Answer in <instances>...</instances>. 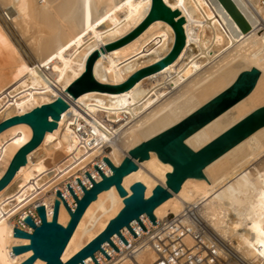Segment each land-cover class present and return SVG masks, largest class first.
Masks as SVG:
<instances>
[{"label": "bare ground", "instance_id": "6f19581e", "mask_svg": "<svg viewBox=\"0 0 264 264\" xmlns=\"http://www.w3.org/2000/svg\"><path fill=\"white\" fill-rule=\"evenodd\" d=\"M161 1L171 12L177 10L173 19L180 20L184 34L183 46L176 57L129 89L118 92L92 89L72 97L64 87L83 71L93 49H100L93 65L95 78L117 83L135 69L167 55L176 40L173 25L165 18H156L127 42L105 48L107 43L129 33L149 13L158 14L160 8L155 9L152 0H0V11L33 54L29 60L21 54L18 41L0 16V120L58 95L69 102L57 126L45 132L42 141L27 153L26 162L0 189V264H20L32 252H13L12 245L29 242L26 237L13 235V217L37 197L34 191L28 192L27 184H32L34 168H41L36 172L46 169L41 152L44 146L54 147L56 157L66 152L78 155L81 161L78 166H84L99 154L118 164L130 147L181 119L231 83L240 70L251 66L260 70L253 89L188 135L185 142L194 149L202 146L264 101V0H233L250 24L245 31L220 0ZM30 71L36 74L37 81ZM90 93L95 100L88 98ZM83 110L95 118L94 124L103 139L91 148L80 144L75 128ZM111 123L115 124L109 128ZM31 133L26 122L0 131V176ZM105 139L113 148L111 153L104 151ZM34 150L37 154L31 156ZM101 164L109 173L103 159ZM137 164L136 170L123 176L122 183L130 191V184L141 180L146 196L157 183H165V173L172 169L153 150L147 159L137 160ZM76 168L73 181L75 177H83L88 169L78 173ZM203 172L207 180L185 178L178 192L154 208V214L162 217L180 212L186 202L199 203V211L222 246L223 256L232 252L244 264H264V125L206 164ZM95 177L101 179L99 173ZM63 192L73 207L72 195L65 188ZM54 198L53 192L42 200L48 217ZM97 198V203L92 200L86 207L71 234L61 253L63 261L103 229L123 205L114 185L101 190ZM142 218L149 223L145 214ZM68 219L69 212L61 202L58 221L66 224ZM135 227L143 230L139 224ZM127 237L132 239V235ZM185 239L191 245L192 241ZM113 240L118 250L108 242L103 244L109 257L99 250L95 252L99 264L105 261L154 264L157 259L149 246L115 258V254H123V242L118 235ZM44 263L36 258L32 264ZM85 263L96 264L90 256Z\"/></svg>", "mask_w": 264, "mask_h": 264}, {"label": "water", "instance_id": "95a60500", "mask_svg": "<svg viewBox=\"0 0 264 264\" xmlns=\"http://www.w3.org/2000/svg\"><path fill=\"white\" fill-rule=\"evenodd\" d=\"M220 2L243 31L249 29V22L233 0H220ZM152 4L155 9L158 10L160 8L158 14L151 15L149 13L129 33L107 43L105 48L121 45L133 38L152 20L165 18L176 30V40L167 55L162 59L135 69L120 82L108 83L97 80L93 75V65L100 54V49L95 48L87 56L83 71L64 87L66 93L72 97H77L79 94L92 89L111 92L123 91L129 89L143 76L160 70L164 63H168L176 57L184 43L180 20L176 21L173 19L177 10L171 12L168 7L163 6L161 0H152ZM259 74L260 70L256 66L240 70L231 83L181 119L130 147L118 164L113 163L107 155H104L102 159L109 166L110 173H105L95 163L93 166L100 174L101 179L95 180L91 173L86 170L85 175L90 180V185L87 187L79 177H76L77 184L82 190L80 195L76 194L71 183H66V188L75 202L73 207L69 205L61 189L57 188L50 219L47 218L45 205L38 204L36 211L39 215L40 223L37 224L29 214L23 217V220L32 227L31 232L18 226L13 227V235L29 239L27 243L12 245L13 252L32 251L20 264H32L36 258L43 259L45 261L44 264H86L85 258L88 256L93 258L96 264H99L95 256L96 251L99 250L106 257H109V253L105 250L102 243L108 242L115 250H118V246L113 241L112 236L116 234L122 242L127 243V239L121 232L124 227L131 234L136 235L135 230L131 226V221H137L140 227L145 230V224L140 217L144 213L155 224L154 208L169 198L173 192H178L185 178H205L203 168L206 164L264 125L263 103L226 127L198 149H193L185 142V138L188 135L247 95L253 89ZM68 106L69 102L66 98L63 95H58L51 101L35 105L28 111L10 115L0 120V131L18 122H26L32 130L30 138L15 151L5 171L0 176V189L11 180L17 169L26 162L27 153L42 141L45 132L57 126V120ZM151 150L156 152L159 159L169 162L172 166V169L165 173V183H157L152 188L151 193L145 196L144 183L141 180H135L130 184L129 193L122 184L123 176L132 170H136L138 166L137 160L147 159ZM112 185L116 187L123 200L122 207L108 220L103 229L68 259L63 261L61 253L86 207L92 200L97 203L99 201L97 194ZM60 202L64 204L69 212V219L66 224L58 221Z\"/></svg>", "mask_w": 264, "mask_h": 264}, {"label": "built area", "instance_id": "2783aa9c", "mask_svg": "<svg viewBox=\"0 0 264 264\" xmlns=\"http://www.w3.org/2000/svg\"><path fill=\"white\" fill-rule=\"evenodd\" d=\"M94 120L95 118L90 113L83 110V115H81L75 123L80 144L87 148L94 147L100 144L101 140H103L101 135L98 133ZM113 124L115 123L108 124V127L110 128ZM111 137L112 134H110L109 138ZM107 145L108 139H105L104 148H107ZM101 161L102 154L97 155L96 159L88 162L87 165L88 169L86 170L91 173L95 180L100 179L95 177V174H98V171L93 166L95 163H97L101 169L107 173L103 168ZM85 171L83 177L79 178L82 183L88 187L90 185V180L85 175ZM67 182L71 183L77 195L82 193L79 185L75 187L74 183L77 184L76 177L75 181L72 179H65L62 182V185L53 187V189H50L49 192L53 191L55 194L57 188H60L62 192L64 191V188L67 190ZM38 204L45 205L47 215V206L43 201H37L35 204L27 205L24 208L25 215L29 214L37 224L40 223V218L36 211V206ZM199 206V203L195 204L186 202L185 206L178 213L169 212L162 217H157L155 215V224H153L150 220L149 223H145L142 218L144 213L141 214L140 217L145 224V230L137 229L135 226L138 225V222L134 223L133 221L135 220L130 222L136 232L135 236L131 234L126 227L121 229L122 234L127 239V243L123 242V253L130 255L143 246H149L157 255V259L154 264H223L222 261L227 260H233L235 264H244L228 252L225 256L222 255L221 251L223 248L213 233L209 223L199 211ZM16 214L15 226L31 232L32 227L23 220L20 213ZM47 218L50 219L51 216H47ZM127 235H132V239H128ZM185 237H188L192 241L191 245L187 243ZM103 244L104 243H102V245Z\"/></svg>", "mask_w": 264, "mask_h": 264}, {"label": "rangeland", "instance_id": "374dc122", "mask_svg": "<svg viewBox=\"0 0 264 264\" xmlns=\"http://www.w3.org/2000/svg\"><path fill=\"white\" fill-rule=\"evenodd\" d=\"M0 16L2 19H4V26L6 27V29L11 33L12 36H14L15 40H17V44L18 47L20 48L21 54L27 59H32L33 58V54L29 49V46L25 43V41L19 36V34L16 32L15 29H13L10 20L6 18L5 14L2 13L0 11ZM261 32V31H260ZM31 66V65H30ZM30 74L32 75V77H34V79L37 81L38 78L36 76V74L32 71H30ZM88 98H90V100H95L94 98V94L90 93V95L88 96ZM264 101L260 102L259 104H257L254 107H257L258 105L263 104ZM105 144V142L103 143ZM107 146H109L107 149L104 148V151L106 153H111L113 151V148L110 144H108ZM201 147V146H200ZM199 148V147H198ZM196 148V149H198ZM194 149V148H193ZM42 154L44 152V159H46L45 161L47 162L46 166H43L44 168H46L43 172H39L36 170H41V168L36 167L33 169V171H35L34 173H32V184H27L28 186V192L29 191H34L33 195H36L37 197L34 199V202L31 204H35L37 201H42L47 199L48 195H51L53 193L49 192L50 189H53V187L56 186H60L62 185L63 181L65 179H72L74 180V171L73 168L77 169L78 173H82L83 169L87 168L88 162L84 165V166H78L79 163L81 161H79V156L78 155H71L69 152L66 153H62L61 156H55V152L57 151L54 147H46L44 146V148L41 149ZM37 152L34 150L31 153L32 155H36ZM100 155V154H99ZM94 159H96V156L94 157ZM53 160H56V162H53ZM99 161V160H98ZM90 162V161H89ZM156 181H159V179L156 178ZM31 196H29L28 198H30ZM20 213L21 217L24 213V211L22 212H18ZM22 213V214H21ZM16 215H14L13 217V223L15 225V218ZM60 222V221H59ZM63 224V223H62ZM227 244H230L228 241H226ZM233 251V249H232ZM230 253L233 257L236 258V256L234 255V253L232 252H228ZM127 255V254H126ZM125 254L123 253L121 256H118L117 254H115V258H120V257H124ZM111 258V257H110ZM237 259V258H236ZM238 260V259H237ZM223 264H235L233 260H227V261H222ZM104 264H110L108 261H105Z\"/></svg>", "mask_w": 264, "mask_h": 264}]
</instances>
